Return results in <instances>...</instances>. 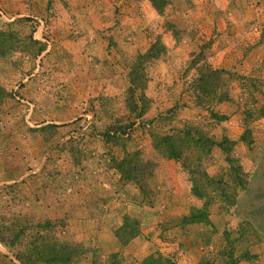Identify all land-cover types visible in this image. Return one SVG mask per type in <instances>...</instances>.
Returning <instances> with one entry per match:
<instances>
[{
  "label": "rangeland",
  "instance_id": "374dc122",
  "mask_svg": "<svg viewBox=\"0 0 264 264\" xmlns=\"http://www.w3.org/2000/svg\"><path fill=\"white\" fill-rule=\"evenodd\" d=\"M190 54L222 72L218 123L194 105ZM0 89V216L23 231L14 250L42 240L75 247L72 264H223L231 249L236 264H264V0H167L161 14L147 0H0ZM195 126L231 143L203 163L226 189L203 185L191 192L202 205L181 215L156 177L180 165L152 137ZM133 152L154 165L144 192L117 170ZM124 218L137 235L121 248Z\"/></svg>",
  "mask_w": 264,
  "mask_h": 264
},
{
  "label": "trees",
  "instance_id": "16d2710c",
  "mask_svg": "<svg viewBox=\"0 0 264 264\" xmlns=\"http://www.w3.org/2000/svg\"><path fill=\"white\" fill-rule=\"evenodd\" d=\"M151 5L152 9L157 13L161 14L165 6H167V0H147ZM162 49V48H161ZM41 51V50H40ZM39 51V52H40ZM158 51H154L153 47L150 48L146 53L147 58H155ZM189 63L187 70L194 69L196 77L192 80V95L193 102L197 108L207 110L210 120L215 123L220 122L222 119L213 109L214 106L228 100L227 94L224 90H220L224 87V81L222 80V72L212 68L206 62L198 65L200 57L197 55L191 58L192 54L189 55ZM4 98V92L0 89V104ZM142 99H144L142 97ZM153 150L159 154L162 158L167 160H173L179 163L180 168L188 174L190 180L192 194L202 197L201 190L203 185H213L218 187L220 191H225L226 182L222 178H207L203 163L207 160L210 150L212 147H219L222 152L226 155L230 149L231 143L227 139H223L219 143H215L206 132L202 131L198 126L195 127H183L178 132H174L168 135L155 134L152 137ZM228 159V158H227ZM234 162L231 161L230 164ZM154 165L140 157L138 152L127 154L123 160L117 165V170L120 174V178L125 182H134L141 192H144L145 185L144 180L150 175V170ZM235 170H239V166ZM224 201H230L227 196L223 199ZM209 202V200H208ZM190 214V222L203 221L205 219V205L204 208L196 210ZM189 217V216H188ZM5 221L0 216V246L8 249V252L12 256L9 258L7 255L0 253V264H72L76 257L75 247L69 246L66 243L62 244H48L36 243L29 244L28 247L22 250H14V246L19 241L22 234V230L8 228L4 226ZM126 220L124 218L123 225L117 229V232L123 234H117L119 243L124 246L129 240L133 239L137 232L134 228H128L125 230ZM220 261L223 264H236V259L232 256L231 249H226L218 254ZM140 264H175L171 260L161 256H148Z\"/></svg>",
  "mask_w": 264,
  "mask_h": 264
},
{
  "label": "crops",
  "instance_id": "0c3cea01",
  "mask_svg": "<svg viewBox=\"0 0 264 264\" xmlns=\"http://www.w3.org/2000/svg\"><path fill=\"white\" fill-rule=\"evenodd\" d=\"M162 38L164 39V45L166 47H169L170 36L168 34H164ZM178 51L180 53L179 48ZM171 54L172 53H169V55ZM158 71L159 70H157V72ZM171 71H173V66L170 68V72ZM159 76H161L162 78V74L158 73V77ZM156 177L157 181H159V183H162L161 190L162 193L165 195L162 196V201H169L167 204H165L167 208L175 209L176 211L178 210L179 214L185 215L186 210H188V208H191L190 206L193 205L195 207H198L202 205V202H199V200L193 197V195L191 194L189 184L190 181H187L185 174L180 170V167L174 162L166 161L162 165H160ZM135 243L138 242L136 241ZM125 245L120 247L124 248L126 247ZM118 249L119 244H115L114 242V250L117 251Z\"/></svg>",
  "mask_w": 264,
  "mask_h": 264
}]
</instances>
